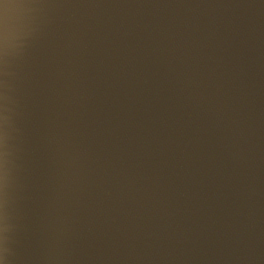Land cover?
I'll return each mask as SVG.
<instances>
[{"label": "water", "instance_id": "1", "mask_svg": "<svg viewBox=\"0 0 264 264\" xmlns=\"http://www.w3.org/2000/svg\"><path fill=\"white\" fill-rule=\"evenodd\" d=\"M0 264H264V0H0Z\"/></svg>", "mask_w": 264, "mask_h": 264}]
</instances>
